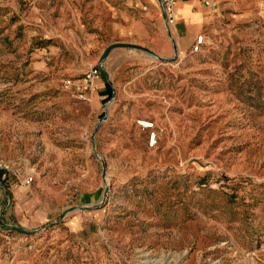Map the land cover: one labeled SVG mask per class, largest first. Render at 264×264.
<instances>
[{"label": "rangeland", "instance_id": "obj_1", "mask_svg": "<svg viewBox=\"0 0 264 264\" xmlns=\"http://www.w3.org/2000/svg\"><path fill=\"white\" fill-rule=\"evenodd\" d=\"M212 1L196 52L116 47L101 69L116 93L95 105L62 80L97 64L108 8L126 21L153 8L148 35L112 40L169 58L158 7L0 0V225L16 201L29 220L17 226L28 232L1 228L0 264H250L254 250L264 264V0ZM139 120L154 123L156 146ZM96 154L105 201L58 220L101 200ZM74 214L92 227L70 231Z\"/></svg>", "mask_w": 264, "mask_h": 264}, {"label": "crops", "instance_id": "obj_2", "mask_svg": "<svg viewBox=\"0 0 264 264\" xmlns=\"http://www.w3.org/2000/svg\"><path fill=\"white\" fill-rule=\"evenodd\" d=\"M135 4H140V0H132ZM149 4V6H156L159 10V17L157 18L158 23L161 25L163 32L165 35H167V28L165 26L164 18H163V12L161 10V6L159 4L158 0H145ZM201 0H178L175 5L176 10V18L177 22L176 24L168 28L173 35V38L175 40L177 49L179 52H183L189 47L192 46V44L195 42V38L198 34H200V30L204 25V10L201 8ZM147 9V6H146ZM108 18L104 19V30L103 34L107 39H110V42H107L106 45H103V47L100 49L97 57L96 62L102 52V50L110 43L113 42L112 38L115 37V34L124 36H144L148 35L150 32V27L147 22L149 20H152L155 16V12L153 8H148L146 12H143V17H137V18H128L126 21L125 14H117L116 18H113V11L108 8ZM120 17V18H119ZM98 34L90 35L89 39L95 42L96 46L100 44L99 39L97 38ZM126 37V36H125ZM139 43L144 44V41H141V39H138ZM135 41V40H134ZM163 41V46L165 49L168 48V43L166 40ZM117 48H113L109 54L108 59L112 56L114 51L117 53ZM110 86L108 85L106 79L101 75L100 80L97 84V92L94 96V104L97 105V103H100L103 99H105L107 96L111 94ZM8 188V187H7ZM9 190L12 191L11 188ZM5 193V192H4ZM4 195L2 190L0 189V203L3 202ZM15 212L13 214L12 210L7 211L4 215H7L6 218H10V224L16 225V226H22L25 224L26 221H29L25 215L24 210L26 212L28 211L26 208H21L18 205V201L14 204ZM13 208V207H12ZM17 210V211H16ZM16 216V220H15ZM1 220V218H0ZM2 221V220H1ZM66 227L70 231H73L76 234H80L82 230H89L92 227V222L90 219L84 217L82 214H74L69 219L68 222H63ZM2 232L0 228V233Z\"/></svg>", "mask_w": 264, "mask_h": 264}, {"label": "built area", "instance_id": "obj_3", "mask_svg": "<svg viewBox=\"0 0 264 264\" xmlns=\"http://www.w3.org/2000/svg\"><path fill=\"white\" fill-rule=\"evenodd\" d=\"M163 8V17L168 28L173 27L176 22V10L175 5L178 0H160ZM202 4L211 7L213 5L212 0H201ZM204 43V35L199 34L195 38V42L191 46V51L196 52L201 49ZM101 69L97 64L90 65L81 75L77 77H66L62 80V88L69 96L74 99L90 102L97 92V84L100 80ZM138 123L148 130L147 145L154 147L158 140V131L155 129L154 123L147 120H139ZM8 165L0 163V169H7ZM33 181V176L29 175L25 177L24 183L30 184ZM256 251V250H254ZM247 252V260L250 264L253 263V252Z\"/></svg>", "mask_w": 264, "mask_h": 264}, {"label": "water", "instance_id": "obj_4", "mask_svg": "<svg viewBox=\"0 0 264 264\" xmlns=\"http://www.w3.org/2000/svg\"><path fill=\"white\" fill-rule=\"evenodd\" d=\"M159 1V4L161 6V10L163 12V8H162V3L160 0ZM164 18V17H163ZM165 22V20H164ZM165 26L167 28V34L168 36L171 38V42H172V47H173V56L172 57H169V58H164V57H161L159 56L158 54H156L154 51L150 50L149 48L147 47H144V46H141V45H138V44H132V43H122V42H112L110 44H108L101 52L98 60H97V66L102 69L104 72V64H105V61L107 59V56L109 54V52L115 48V47H131V48H138V49H141V50H144L146 52H148L149 54H151L152 56H154L155 58L157 59H163V60H175L176 59V55H177V46H176V43H175V40L174 38H172V34L170 32V30L168 29L166 23H165ZM106 74V73H105ZM105 79L107 81V83L110 85V87L112 88V96L115 95L116 91L114 89V87L112 86V83L109 79V77L107 75H105ZM106 117V111H105V115L103 116V118ZM96 156L100 159V157L96 154ZM101 161V164H102V177H103V182H104V189H103V192H102V196H101V200L96 203V204H93V205H80V206H77V207H70V208H67L60 216H59V219L58 220H61L63 218V216L67 213V212H70V211H73V210H84V211H88V210H92V209H96L98 208L101 204H103V202L105 201L106 199V195H107V192H108V183L106 181V166L104 164V162L100 159ZM0 186L3 188V191L6 193L7 195V198H8V201H10V196L8 194V190L6 187H4V185L1 183L0 181ZM3 212V211H2ZM57 221L53 222L52 224L56 223ZM50 224V225H52ZM49 225V226H50ZM0 228L1 225H0ZM5 229L7 230H12V231H24V232H28L26 230H22L20 228H18L17 226H14V225H11V224H8L6 227H4ZM2 228V229H4Z\"/></svg>", "mask_w": 264, "mask_h": 264}, {"label": "trees", "instance_id": "obj_5", "mask_svg": "<svg viewBox=\"0 0 264 264\" xmlns=\"http://www.w3.org/2000/svg\"><path fill=\"white\" fill-rule=\"evenodd\" d=\"M109 85V84H108ZM110 86V85H109ZM110 89L112 90V88L110 87ZM111 94H112V91H111ZM111 94L109 95V97L111 96ZM0 181H1V183H3L4 184V182H3V178L0 176Z\"/></svg>", "mask_w": 264, "mask_h": 264}]
</instances>
